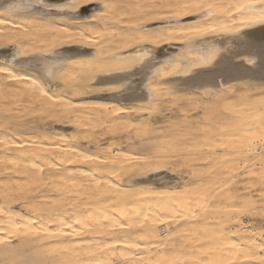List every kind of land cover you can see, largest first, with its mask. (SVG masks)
Here are the masks:
<instances>
[{
    "label": "bare ground",
    "instance_id": "1",
    "mask_svg": "<svg viewBox=\"0 0 264 264\" xmlns=\"http://www.w3.org/2000/svg\"><path fill=\"white\" fill-rule=\"evenodd\" d=\"M83 3L0 0V264H264V0Z\"/></svg>",
    "mask_w": 264,
    "mask_h": 264
},
{
    "label": "rangeland",
    "instance_id": "2",
    "mask_svg": "<svg viewBox=\"0 0 264 264\" xmlns=\"http://www.w3.org/2000/svg\"><path fill=\"white\" fill-rule=\"evenodd\" d=\"M211 24L212 23H210V25ZM196 53H198V52L196 51L195 54ZM194 55H190L189 57L195 59L196 57H194ZM175 65L177 66V68H182L183 67V70L186 71L189 68V61L187 62V60H184L183 58H181L180 62L179 63H175ZM134 78L135 77H133V79ZM127 85H129V81L128 80L121 81V82L117 83V88L119 87L120 88L119 90H121L123 87H125ZM48 126H50V124ZM227 158L231 159V162L229 164H228V162H226L224 164V168H223L224 171L223 172L226 171V174L224 173L223 178H225V180L228 179V182H227V184H225V187H222L220 189L221 191L219 193V201H220V203L223 206H227L228 207L229 211H227V216L226 215L225 216L229 217V219L232 220V221L230 220V228H231V230L233 231V227H235V225L233 223L236 220H234V219H238V218L242 219V221L244 223L249 224V225L253 226L254 228H260V227L264 228V223H263L264 222V213H263L264 205H261V203H259L260 202L259 201L260 200V196L264 192V187H263V184H262V180L264 181V173L261 174V172L259 173V170H258L254 174L249 175L246 172L247 168H245V170L241 168L242 167L241 166V160H238L240 163H237L238 161H234V156H229ZM221 160H223V159L221 158ZM236 164L239 165L238 168L240 170H238V168L236 167L237 166ZM225 168H227V169H225ZM232 169H234V170H232ZM205 170L206 169H204V171H202L203 173L201 172L202 174L199 173V175L201 177H200L199 181H197L198 185H202L203 184L202 187H205V185H206L205 182H208L209 179H210L209 175L205 174L206 173ZM227 170H229V171H227ZM243 170L246 172V174L241 175V173L244 172ZM257 173L260 174V175H258ZM233 175H235V177L237 176V178L234 179V180L232 179ZM165 176H167V178ZM178 176H180L182 179L184 178L185 181L187 180V178L184 177V175H182V174L177 175V177ZM154 177H152L150 179L151 180L150 184L160 185V184L163 183V184H167V185L169 184L168 186L173 187L176 184V180L179 181L178 179H174V178H176V176H174L173 178L171 177L172 179L170 180V178L168 177V174L167 175L164 174V175H162L160 177L159 176H154ZM161 177H163V178H161ZM156 178L159 180V182H158V180ZM160 178H161V180H160ZM201 178L204 179V180H202ZM205 178L207 179V181H205L206 180ZM201 182H202V184H201ZM228 190H230L231 192L228 191ZM230 196H231V198H230ZM241 196H244L246 198L245 200H248L249 197L252 196V198H253L252 200H254L257 203L254 205V207H248V206L245 207L242 204ZM233 202H234V204H233ZM228 205H230V206H228Z\"/></svg>",
    "mask_w": 264,
    "mask_h": 264
},
{
    "label": "snow or ice",
    "instance_id": "3",
    "mask_svg": "<svg viewBox=\"0 0 264 264\" xmlns=\"http://www.w3.org/2000/svg\"><path fill=\"white\" fill-rule=\"evenodd\" d=\"M41 2L46 3V0H41ZM89 2H90V0H84L82 7H87L89 5ZM0 243H3V241H0Z\"/></svg>",
    "mask_w": 264,
    "mask_h": 264
}]
</instances>
